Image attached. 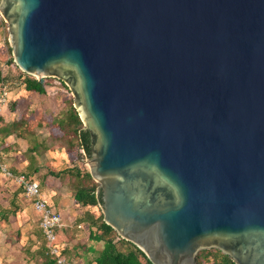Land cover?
Returning <instances> with one entry per match:
<instances>
[{
  "label": "water",
  "instance_id": "obj_1",
  "mask_svg": "<svg viewBox=\"0 0 264 264\" xmlns=\"http://www.w3.org/2000/svg\"><path fill=\"white\" fill-rule=\"evenodd\" d=\"M18 68L90 136L101 213L153 264H264V0H0Z\"/></svg>",
  "mask_w": 264,
  "mask_h": 264
},
{
  "label": "crops",
  "instance_id": "obj_2",
  "mask_svg": "<svg viewBox=\"0 0 264 264\" xmlns=\"http://www.w3.org/2000/svg\"><path fill=\"white\" fill-rule=\"evenodd\" d=\"M9 84V102L0 115V165L14 178L0 166V264H48L50 260L40 215L15 180L21 175L37 181L41 196L62 216L57 235L66 262L97 264L95 251L102 250L104 243L90 240V222L102 215L95 211L101 207L75 202L72 179L65 171L82 164L74 160L69 143L57 131L58 119L73 96L55 85H48L44 93L28 90L20 75Z\"/></svg>",
  "mask_w": 264,
  "mask_h": 264
},
{
  "label": "trees",
  "instance_id": "obj_3",
  "mask_svg": "<svg viewBox=\"0 0 264 264\" xmlns=\"http://www.w3.org/2000/svg\"><path fill=\"white\" fill-rule=\"evenodd\" d=\"M10 61L14 62V59L11 58ZM19 75L20 78H23V83L28 90L40 93L46 91V79L38 80L22 71ZM2 83H9V81L3 79L0 73V88ZM64 86L68 89L65 84ZM68 105V109L58 119L57 131L60 138L69 143L70 153L77 163L82 164V168L74 167L73 169L66 170L65 173L71 176L74 199L78 205L81 207L100 206L102 195L98 193L99 184L95 182L85 164L86 156L91 155L90 136L89 133L83 130L84 124L74 108L73 98ZM90 224V240L104 243L102 250L95 251L97 253L95 257L97 264H153L147 255L136 245L120 238L116 231L104 222L103 215L97 220L91 219ZM58 242H60L59 236ZM46 249V259H50L48 260V264H58L57 258L49 253L48 246ZM220 253L221 255H214L208 251L205 254H199L197 264H206L210 261L213 264H235L229 256L224 255L222 252Z\"/></svg>",
  "mask_w": 264,
  "mask_h": 264
},
{
  "label": "built area",
  "instance_id": "obj_4",
  "mask_svg": "<svg viewBox=\"0 0 264 264\" xmlns=\"http://www.w3.org/2000/svg\"><path fill=\"white\" fill-rule=\"evenodd\" d=\"M8 93L9 85L7 83H2L0 88V115L1 107L9 102ZM1 171L5 173L6 176L14 178V175L5 167L1 166ZM15 180L23 187L25 196L32 200L34 209L40 215V224L46 236L49 253L57 258L58 264H68L62 255L57 236V230L63 225L62 216L41 196L40 185L37 181L22 175L15 177Z\"/></svg>",
  "mask_w": 264,
  "mask_h": 264
},
{
  "label": "rangeland",
  "instance_id": "obj_5",
  "mask_svg": "<svg viewBox=\"0 0 264 264\" xmlns=\"http://www.w3.org/2000/svg\"><path fill=\"white\" fill-rule=\"evenodd\" d=\"M0 31H1V33H0V39H1V43H0V73H1V76L3 79L10 81L11 79H15V77L17 75H19L21 70L18 68L15 61L14 62L10 61L11 58H13V55H12V49L10 50L11 46H10V41H9L8 25L1 15H0ZM46 80H47V86L48 85H55V86H60L64 89L68 90L64 86V84L56 78H46ZM7 84L10 85L9 83H7ZM88 163H89V158H88V156H86L85 164L87 166V169L90 170ZM95 211L99 212L101 214V210L100 211L95 210ZM208 251L211 254L213 253L214 255H221V253L216 249L203 250L199 254H205ZM206 264H213V262L210 261Z\"/></svg>",
  "mask_w": 264,
  "mask_h": 264
}]
</instances>
